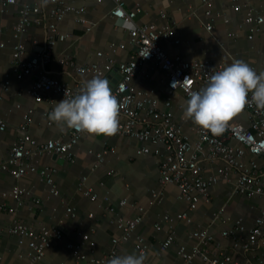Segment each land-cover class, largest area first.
I'll list each match as a JSON object with an SVG mask.
<instances>
[{"label":"crops","instance_id":"obj_1","mask_svg":"<svg viewBox=\"0 0 264 264\" xmlns=\"http://www.w3.org/2000/svg\"><path fill=\"white\" fill-rule=\"evenodd\" d=\"M68 1L76 7H86V17L95 24V27L87 32L76 22V16L71 14L61 24L60 31L71 34L73 38L57 45L55 59L46 70L66 83H76L82 77L61 65L59 59L62 53L67 51L81 65L104 63L105 58H99L98 52L112 55L120 61H128L133 53L132 47L127 46L115 53L110 46L127 42L129 29L145 23L175 26L174 39L162 42V48L172 57L180 56L190 61L210 59L215 64L223 66L240 59L257 72H264V35L249 37L251 27L244 23L245 12L235 11L232 8L233 0H214L213 12L219 16L215 20L212 32L205 28L207 19L202 4L197 0H168L167 7L164 6V0H123L127 11L140 9L133 24L124 23L111 15L115 7L113 0ZM244 2L254 7L257 13L264 17V0ZM161 12L166 13L167 18H162ZM19 20L18 6H9L4 12L0 9V45L5 46L0 51V120L6 123V129L0 130V156L3 158L8 156L12 144L19 137L24 115L30 110L33 113L29 132L39 141L66 140L70 130L69 128L62 130L45 117V113H50L55 103L63 98L51 95L50 104L37 103L27 94L17 95L18 92L27 89L34 78L19 81L12 76L10 90L5 91L3 88L6 75L13 71V46L16 43L13 27ZM43 21L33 25L22 39L27 57L42 52L45 47ZM230 33H234L235 36L230 37ZM166 79V74L156 69L151 72V79L139 75L134 84L141 90L153 89L162 109L165 108V101L170 99L177 122L184 134L195 142L199 137V126L190 119L183 118L186 98L180 91L171 93L166 87ZM236 120L244 126L249 125L247 115ZM145 147L151 150L149 154L142 153ZM103 150L109 152L105 164L91 172L90 167L95 161V154ZM75 153L74 163L48 154L33 160L38 169L46 166L57 167L55 178L60 189L59 196L49 195L45 182L36 173L27 172L21 181H17L9 173L0 172V205L5 203L8 208L17 210L16 214L0 210V264H22L28 260V247L21 246L19 238L8 232V227L16 218L34 229L48 226L62 231L63 237L54 243L39 264H78L68 245L82 243L81 234H89L90 240L95 243L94 248L88 242L82 245L87 260L81 264H91V259L102 258L113 249V237L118 236L119 232L111 224V220L138 215H143V222L133 237L120 246L118 255L139 254L135 248V239L141 236L150 245V250L145 255V263L183 264L177 256L178 248L185 246L190 250L196 246L197 241L191 237V233L202 229L217 235L220 239V250L232 253L242 264H264V234L259 246L239 251L234 249L235 240L232 236L220 237L221 233L233 228L236 221L242 220L245 231L238 233V237L247 239L264 205L263 197L249 198L235 193L239 177L237 171L230 170L229 180L219 176V170L228 167L225 161H201L204 175L218 176V183L212 188L211 202L202 203L196 210L189 212L192 222L187 223L179 218L181 213L187 211V204L180 199L178 188L175 185L162 188L159 182V163L165 154L162 145L154 146L117 134L104 137L85 133ZM250 158L251 156L247 154L245 161ZM256 160L261 162L260 157ZM84 176L89 177L88 185L98 194L99 199L96 202L90 201L78 191V183ZM17 184L31 192V196L24 199L21 207L11 196V190ZM156 191L160 195L155 199L153 193ZM34 198L41 200L39 206L34 204ZM122 199H127L128 204L121 206ZM108 207L114 211H108ZM138 207H143L144 213ZM67 208L75 209L74 217L65 215ZM90 213L94 216L90 217ZM167 215L173 220L165 221ZM168 237H172L173 244L162 252V243ZM192 264L204 263L196 259Z\"/></svg>","mask_w":264,"mask_h":264},{"label":"built area","instance_id":"obj_2","mask_svg":"<svg viewBox=\"0 0 264 264\" xmlns=\"http://www.w3.org/2000/svg\"><path fill=\"white\" fill-rule=\"evenodd\" d=\"M102 1L98 0V2ZM113 1L115 7L111 11V15L124 23L133 24L140 9L127 11L124 8L123 0ZM197 1L202 4L207 19L205 28L208 32H212L215 20L219 16L213 12L214 0ZM9 6H18L20 20L13 27V36L16 40L13 46V71L6 75V81L3 84L5 91L10 90L12 76L19 81L34 78L29 87L18 92L17 95L27 94L33 97L37 103L52 104L51 95L63 99L71 98L80 94L86 80L95 76L108 79L113 94L123 102L117 135L131 137L154 146L162 145L165 148V154L159 163V182L162 188L169 185H175L178 188L180 199L187 204V211L179 216L181 221L192 222L189 212L196 210L202 203H210L212 188L218 183V176L206 177L204 175L202 160L225 161L228 167L219 170V176L226 180H229L230 170L237 171L239 174L235 186L237 195L264 198V109L258 108L252 102L228 122L221 134H212L199 127V137L197 141L192 142L184 134L176 120L172 110V101L167 99L164 104L165 108L162 109L161 102L153 89L141 90L134 84V80L139 75L151 79V72L159 69L167 76L166 87L169 91L171 93L180 91L187 99L192 90L205 86L210 75L224 67L221 64H215L210 59L190 61L180 56H170L162 48V42L174 39V25L159 26L157 23H145L129 29L127 42L110 46V49L115 53L124 50L127 46L132 47L133 53L128 61H120L112 55L108 56L103 52H98L99 58H105L104 63L94 62L81 65L67 51L62 53L59 59L61 65L82 77L76 83H66L49 74L46 67L50 66L55 59L57 45L73 38L71 34L60 31V26L68 15H75L76 22L83 26L87 32L93 30L95 24L87 19L86 7H76L68 0H0V9L3 12ZM232 8L238 12H245L244 23L251 27L250 38L258 34L264 35V17L259 15L254 7L246 4L244 0H233ZM161 16L164 19L167 18L164 12H161ZM41 20H44L45 47L42 52L27 57L22 39L29 29L35 24H40ZM229 36L233 37L235 34L230 33ZM176 43L178 44L179 41ZM4 47L1 44L0 51ZM84 77L87 78L84 79ZM32 113L30 110L24 115L23 123L20 126V135L12 144L8 156L6 158L0 156V172L9 173L17 181H21L27 172L36 173L45 182L49 195L59 196L60 189L55 178L58 172L57 167L46 166L43 169H38L33 160L48 154L74 163L76 160L75 149L85 133L69 128L66 140L39 141L29 132ZM243 115L249 117L248 126H244L236 120ZM48 116L49 113H45V117ZM5 129L6 123L0 120V130L4 131ZM234 143H237L238 146ZM150 152L148 147L142 149L144 154ZM90 153L94 154L93 151ZM108 153L107 150H103L95 154V161L90 167L91 172L103 167ZM247 154L251 158L245 161ZM258 157L261 162L256 160ZM88 180V176H84L80 180L78 191L90 201L96 202L99 199L98 194L88 185ZM159 195L160 193L157 191L153 193L155 199ZM6 196L5 193L4 197ZM11 196L21 207L24 204V199L31 196V192L26 187L17 184L12 188ZM33 200L35 205L41 204L40 199L34 198ZM127 204V199L120 201L121 206ZM138 208L144 213L143 207ZM0 210H7L15 214L17 212L16 209L8 208L5 203L0 205ZM108 211L113 212L114 209L108 207ZM65 215L74 217L75 209L67 208ZM93 216L94 214L90 213V217ZM164 220L172 221L173 219L167 215ZM142 222L143 215L122 216L111 220V224L119 232L118 236L113 237V249L102 258L91 259L90 263L106 264L110 258L118 255L120 246L133 237ZM244 231L242 220H238L233 228L221 233L220 237L232 236L235 240L234 249L237 251L259 246L264 234V205L245 240L238 237V233ZM8 232L19 238L21 246L28 247V260L22 264L41 263L47 251L63 237L62 231L56 227L42 226L39 229H34L18 218L12 221ZM191 237L197 241L196 246L190 250L185 246H180L177 250V256L183 264H192L196 259L201 260L204 264H242L232 253L220 250L221 244L217 235L197 229L191 233ZM81 240L83 242L80 244L68 245L78 264L87 260L82 251L83 243L88 242L92 248L95 247L89 234H81ZM172 244V237H168L162 243V252L170 248ZM135 248L139 254L146 255L150 250V245L143 237L137 236Z\"/></svg>","mask_w":264,"mask_h":264},{"label":"clouds","instance_id":"obj_3","mask_svg":"<svg viewBox=\"0 0 264 264\" xmlns=\"http://www.w3.org/2000/svg\"><path fill=\"white\" fill-rule=\"evenodd\" d=\"M164 6H168V0H164ZM252 102L264 109V72L236 59L212 73L205 86L190 92L184 101L183 118L218 135ZM122 106L109 80L95 76L84 82L80 94L56 102L48 118L62 130L70 128L92 136L110 137L119 131ZM145 260L144 254L131 253L116 255L108 264H145Z\"/></svg>","mask_w":264,"mask_h":264}]
</instances>
